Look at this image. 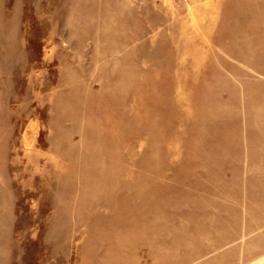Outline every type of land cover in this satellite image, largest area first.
I'll list each match as a JSON object with an SVG mask.
<instances>
[{
    "label": "rangeland",
    "instance_id": "rangeland-1",
    "mask_svg": "<svg viewBox=\"0 0 264 264\" xmlns=\"http://www.w3.org/2000/svg\"><path fill=\"white\" fill-rule=\"evenodd\" d=\"M0 264H264V0H0Z\"/></svg>",
    "mask_w": 264,
    "mask_h": 264
}]
</instances>
